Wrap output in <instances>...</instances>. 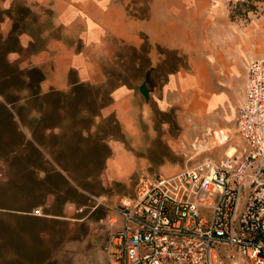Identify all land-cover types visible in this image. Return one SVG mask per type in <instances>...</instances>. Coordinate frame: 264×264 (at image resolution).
I'll list each match as a JSON object with an SVG mask.
<instances>
[{"label": "crops", "instance_id": "0c3cea01", "mask_svg": "<svg viewBox=\"0 0 264 264\" xmlns=\"http://www.w3.org/2000/svg\"><path fill=\"white\" fill-rule=\"evenodd\" d=\"M185 3L199 22L212 19L208 1L152 0L140 15L130 0H0V77L11 74L3 92L13 100L0 94L1 252L23 251L22 221L82 222L97 205L118 201L113 184L142 164L137 135L156 81L151 68L137 81H112L105 65L144 39L154 57L157 46L204 52L200 42L188 50L179 41ZM239 138L233 148L243 145Z\"/></svg>", "mask_w": 264, "mask_h": 264}, {"label": "rangeland", "instance_id": "374dc122", "mask_svg": "<svg viewBox=\"0 0 264 264\" xmlns=\"http://www.w3.org/2000/svg\"><path fill=\"white\" fill-rule=\"evenodd\" d=\"M130 1L136 3L138 13L143 15L152 0ZM166 1H208L204 10L210 8L213 17L210 20L201 16V22L191 15L196 9L194 5L185 3L183 38L179 39L188 50L200 42L204 52H179L157 46L154 57L149 54L152 45L144 39L138 48L122 47L105 65L112 81H137L148 68L153 69L156 85L148 124L136 141L142 164L127 181L113 184L114 193L120 192L121 196L112 208L99 204L82 222L37 224L20 220L25 227L24 247L17 258L15 254L1 252L2 230L5 232L1 222L5 214L0 212V264H108L104 247L109 235L120 226L115 210L120 199L133 194L141 175H172L204 158L218 161L226 150L229 154L231 149L232 153L233 146L240 142L235 118L243 98L246 65L251 58L264 56V1H249L254 8L248 11L243 5L237 6L238 13L233 14L231 10L240 0ZM175 72L183 76L174 82L167 75ZM222 134L227 136L223 144L215 139ZM124 169L123 163L117 165V171ZM111 217L116 222L111 223ZM9 233L15 236L12 228ZM33 233L43 237L35 238ZM48 254L50 258L45 260Z\"/></svg>", "mask_w": 264, "mask_h": 264}, {"label": "built area", "instance_id": "2783aa9c", "mask_svg": "<svg viewBox=\"0 0 264 264\" xmlns=\"http://www.w3.org/2000/svg\"><path fill=\"white\" fill-rule=\"evenodd\" d=\"M235 127L243 145L221 160L141 175L115 210L108 264H264V56L246 65Z\"/></svg>", "mask_w": 264, "mask_h": 264}, {"label": "trees", "instance_id": "16d2710c", "mask_svg": "<svg viewBox=\"0 0 264 264\" xmlns=\"http://www.w3.org/2000/svg\"><path fill=\"white\" fill-rule=\"evenodd\" d=\"M249 1H252V0H240V1H237L234 9L231 10V13L232 14H233V12H237L238 13V7L237 6H240V5H243L244 7H246V11H248L250 9H253L254 7L251 4H249ZM260 1H264V0H260ZM8 77H11L10 73H6L5 77L4 76L0 77V94L4 97L5 100L10 102V101H13L12 98L10 97V95L8 93H4L3 92L4 84L6 85V83L9 82L8 81Z\"/></svg>", "mask_w": 264, "mask_h": 264}, {"label": "bare ground", "instance_id": "6f19581e", "mask_svg": "<svg viewBox=\"0 0 264 264\" xmlns=\"http://www.w3.org/2000/svg\"><path fill=\"white\" fill-rule=\"evenodd\" d=\"M222 131V130H221ZM217 132H215V134H216ZM215 139L219 142V143H224L226 140H227V136H226V134H225V136H224V134H222V135H219L218 136V139L215 137ZM221 144V145H222ZM218 145V144H217ZM231 150V149H230ZM229 150V154L231 153V151ZM228 152V150L225 152V153H227ZM228 154V153H227Z\"/></svg>", "mask_w": 264, "mask_h": 264}]
</instances>
